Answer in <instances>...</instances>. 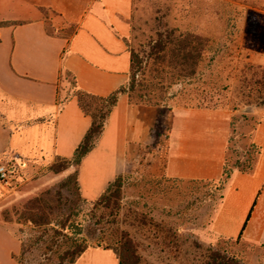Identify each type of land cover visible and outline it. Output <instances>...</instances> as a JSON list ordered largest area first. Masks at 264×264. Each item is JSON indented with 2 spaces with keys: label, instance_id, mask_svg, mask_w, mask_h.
<instances>
[{
  "label": "rangeland",
  "instance_id": "374dc122",
  "mask_svg": "<svg viewBox=\"0 0 264 264\" xmlns=\"http://www.w3.org/2000/svg\"><path fill=\"white\" fill-rule=\"evenodd\" d=\"M128 24V44L140 63L135 98L151 92L150 98H171L170 107L189 98L197 103L211 100L209 97L225 105L234 99L237 54L242 59L249 57L245 63L238 62L241 67L251 63L264 68V0H133ZM174 29L178 31L172 39L180 34H200L210 40L214 50L207 54L201 75L182 93L178 92L183 86L171 84L170 75H159L163 80L161 86L158 84L153 69L159 72L160 64L154 67L156 63L149 59L159 35L166 36ZM172 48L173 43L167 50ZM64 79L73 84L71 76ZM38 111L25 106L9 109L0 103V164H9L13 172L8 185L0 183V223L13 232L21 246L15 255L17 264H64L75 251V240L79 243L84 237L91 247L101 243L112 250L117 249L119 240L127 238L136 246L143 264H264V238L237 240L213 232L212 224L225 198L218 182L191 183L155 176L150 168L155 156L152 147L142 148L139 159L129 165L122 187L112 188L109 202L84 200L72 174L51 171L61 160L51 162V156L43 153L39 134L25 141V117ZM5 112L17 117H8ZM238 114H249V119L237 124L232 162L245 161L253 129L264 120V108L247 107ZM178 118L173 114L168 122L180 124ZM219 125L217 148L228 130L226 122ZM5 130L13 131L14 146L19 141L18 150L23 153H15L20 161L8 159L1 149L7 143ZM32 214L38 224L27 219ZM66 220L69 223L63 228L61 222Z\"/></svg>",
  "mask_w": 264,
  "mask_h": 264
},
{
  "label": "crops",
  "instance_id": "0c3cea01",
  "mask_svg": "<svg viewBox=\"0 0 264 264\" xmlns=\"http://www.w3.org/2000/svg\"><path fill=\"white\" fill-rule=\"evenodd\" d=\"M132 9L133 0H0V23H6L0 29V103L9 109H40L25 117V141L39 134L40 147L51 162L72 159L91 128L92 120L76 93L106 97L129 83ZM66 75L74 84L63 80ZM173 114L180 124L168 122ZM233 116L219 109L131 105L129 96L121 95L95 148L78 169L81 197L88 202L99 199L139 159L144 147L155 150L150 168L157 177L219 182ZM221 121L228 130L217 148ZM9 132L5 130L7 143L1 149L8 159L20 161L15 153L20 151L19 141L14 146L13 131ZM207 137L212 140H202ZM250 142L261 148L255 173L233 172L212 230L222 237H239L253 208L243 239L259 241L264 238V120L253 129ZM65 173H76V168ZM20 250L13 232L0 223V264H17ZM73 264H119V260L112 249L90 247Z\"/></svg>",
  "mask_w": 264,
  "mask_h": 264
},
{
  "label": "trees",
  "instance_id": "16d2710c",
  "mask_svg": "<svg viewBox=\"0 0 264 264\" xmlns=\"http://www.w3.org/2000/svg\"><path fill=\"white\" fill-rule=\"evenodd\" d=\"M5 24L6 23H0V29ZM177 31V29H174L171 33L167 34L166 36L159 35L160 37L156 40L155 44L151 49L149 59L156 63L153 64L154 67L160 64L158 67L159 72L158 70L156 71L153 69V71L158 74V76H154V79L160 80L158 84L160 86L162 85L163 77L159 78L160 76L170 75V80L172 81L171 84L183 86V89L178 92L182 93V91L185 90L184 87L190 86L192 82H195L197 76L201 75L203 63L208 62L207 54L210 50H214L212 48V45H210V40L204 38L200 34H180L178 39H172ZM164 36L167 41L163 39ZM172 43L174 45V48H172L171 50H167L169 46L172 45ZM130 51L132 55V70L130 81L127 85L119 88L118 90L106 97L89 94L84 91H78L76 93L79 105L83 112L91 118L92 125L88 133L86 134L84 140L77 148L74 157L72 159L59 158L61 160V164H54L51 167V171L59 173L68 170L70 167H75L76 173H73L71 176L75 182L78 192V169L81 165V162L83 158L95 148L99 138L101 137L104 131L107 120L109 119L113 110L117 106L119 97L121 95H128L131 105H147L155 107L162 106L165 108H170L168 102L171 100V98H165L161 95L159 97L154 96L153 98H150L152 95L151 92H148L144 95L139 94V96L136 97L137 99L133 96V93L136 91V86L139 85H137L136 78L140 73V70L138 69V67H140V63H137V57L135 53L131 49ZM235 59L237 62V66H235V68H237L235 69V71H237L238 73V78L235 83L234 91L232 92L234 94V99L230 103L220 105L215 103L217 101L213 100V97H209L208 99L211 100H203V102L194 103L195 100L189 98L187 102L176 104L177 107L184 108H226L229 109V111L235 113V116H233L231 121V128L233 134L230 138L229 146L227 149L226 163L224 166L222 179L218 182V185L222 190L225 189L228 181L231 179V176L235 170L249 175L254 174L258 164L259 156L261 154V148L252 143L246 155L244 156L245 161L242 162L241 159H237L236 161L232 162V142L236 134L237 124L240 120L247 122L249 119V114H238V112L243 108L247 107L264 108V68L261 66H255L251 63L244 64L245 60L249 59V57H245L244 59H242L240 54H237ZM213 60L214 58L210 60V63ZM239 61H244L242 67L238 63ZM142 63L143 62H141V64ZM141 69L143 70V67ZM165 78H167V76H165ZM163 88L161 87V89H159L160 93L163 92ZM227 89L222 88V90L224 91ZM212 90H214V88L209 89V91ZM206 92L207 90L203 91V93ZM260 123L261 120L257 124ZM160 127L161 124L157 129V137L160 136ZM255 129L256 126L254 127V131ZM124 176L125 174L117 177V179L109 186L107 191L96 201L101 204H103L104 202H109L112 188L115 187L120 189L122 187V181L124 179ZM189 182L205 183V181ZM222 198L224 199V196ZM252 212L253 208L249 213L237 240L243 239V234L247 227L248 221L251 219ZM27 219L33 221L36 224L39 223L38 218L35 217V214H32ZM61 223L63 228H66L69 222L66 220L65 223L63 221ZM74 243L76 245L75 251L72 254L69 253V260L67 262H64V264L75 263L85 253V251H87L91 247L88 243V239L85 237L81 238L79 243L76 242V240ZM116 245L117 249H114V252L117 255L119 264H143L141 257L137 253L136 246L131 242V240L123 238L119 240ZM96 247L111 249L110 247H103L101 243H98Z\"/></svg>",
  "mask_w": 264,
  "mask_h": 264
},
{
  "label": "built area",
  "instance_id": "2783aa9c",
  "mask_svg": "<svg viewBox=\"0 0 264 264\" xmlns=\"http://www.w3.org/2000/svg\"><path fill=\"white\" fill-rule=\"evenodd\" d=\"M13 172L9 164H0V183L8 185Z\"/></svg>",
  "mask_w": 264,
  "mask_h": 264
}]
</instances>
